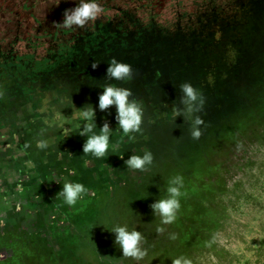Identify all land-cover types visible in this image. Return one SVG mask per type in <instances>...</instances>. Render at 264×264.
I'll list each match as a JSON object with an SVG mask.
<instances>
[{
    "label": "water",
    "instance_id": "water-1",
    "mask_svg": "<svg viewBox=\"0 0 264 264\" xmlns=\"http://www.w3.org/2000/svg\"><path fill=\"white\" fill-rule=\"evenodd\" d=\"M153 4L131 20L141 4H130L96 32L85 30L46 67L0 79V264H172L181 256L235 264L263 223L264 0ZM113 57L131 65L133 80L106 79ZM185 82L206 100L199 140L172 112L183 107ZM107 84L142 102V131L132 142L118 130L116 107L99 109ZM73 105L95 109L97 133L109 123L104 158L84 156L87 137L79 129L65 137L63 115L70 117ZM40 140L48 146L38 148ZM145 151L153 164L133 173L125 161ZM176 175L186 195L177 220L159 235L150 205L167 197ZM65 183L88 189L75 207L57 198ZM116 226L141 232L143 260L122 259Z\"/></svg>",
    "mask_w": 264,
    "mask_h": 264
},
{
    "label": "clouds",
    "instance_id": "clouds-1",
    "mask_svg": "<svg viewBox=\"0 0 264 264\" xmlns=\"http://www.w3.org/2000/svg\"><path fill=\"white\" fill-rule=\"evenodd\" d=\"M102 9L95 0H80L78 6L72 9H67L63 13L64 20L62 23L54 24L60 28H72L73 26L80 29L85 28L89 22L95 21L101 14ZM106 73L107 80L115 81H131L134 78V73L131 65L118 61L112 58L108 62ZM95 69L98 66L93 64ZM159 75V74H158ZM181 93L180 105L183 107L174 106L172 109L174 117H183L184 120L190 123L189 135L193 140H199L202 131L200 126L204 123L198 113L202 112L206 103L205 97L195 89L191 83L185 82L179 86ZM133 93L130 89L123 87H116L113 84H107L103 87V93L99 96L100 111H107L112 106L117 109L116 120L118 122V130L123 137H128L129 142L136 139L134 133H141L144 110L142 102L136 99H130ZM73 112L70 117L63 115L65 137L71 135L73 128L79 129V135L87 137L83 145L84 156L91 155L95 158H104L110 147V136L112 130L109 123L105 122L103 127L99 129V133L95 131L97 125L95 123L96 112L91 105H85L83 108L76 109L73 105ZM76 121H83V123H76ZM70 125L71 130L65 127ZM83 128V130H81ZM119 143L112 145V150L116 151ZM47 142L40 140L37 142V147L46 148ZM63 152H61V155ZM123 159V157H121ZM154 156L151 151H145L144 154L132 155L125 161L126 167L133 173H145L149 171L153 164ZM87 161L85 164L87 165ZM184 187V178L181 175H176L168 181L167 197L157 200L150 205L154 216L160 220V225L157 226L156 232L163 235L166 231L164 226L171 225L177 220V213L181 208L180 198L186 193L181 189ZM88 194V189L81 183H65L63 189L57 194V198H63V202L75 207L77 202ZM5 219L0 217V228L5 227ZM115 234V245L119 246L123 254L122 259H132L137 262L143 260L147 255V249L142 247L144 237L140 231H129L127 227L116 226L112 229ZM169 239L175 240L177 236L175 233L169 234ZM213 238V241L214 242ZM211 242L209 243L210 246ZM172 264H193V261L187 257L181 256L172 260Z\"/></svg>",
    "mask_w": 264,
    "mask_h": 264
},
{
    "label": "flooded vegetation",
    "instance_id": "flooded-vegetation-1",
    "mask_svg": "<svg viewBox=\"0 0 264 264\" xmlns=\"http://www.w3.org/2000/svg\"><path fill=\"white\" fill-rule=\"evenodd\" d=\"M0 0V79L26 68H44L57 56L70 51L85 30L103 27V20L119 15L130 4H141L138 10L155 7V0H95L102 9L95 21L80 29L58 28L63 13L78 6L80 0ZM146 2V3H145Z\"/></svg>",
    "mask_w": 264,
    "mask_h": 264
},
{
    "label": "rangeland",
    "instance_id": "rangeland-1",
    "mask_svg": "<svg viewBox=\"0 0 264 264\" xmlns=\"http://www.w3.org/2000/svg\"><path fill=\"white\" fill-rule=\"evenodd\" d=\"M133 4L135 3H132L131 5ZM139 12L138 8H132L129 19H134ZM239 258V264L242 261H245L246 264L264 263V221Z\"/></svg>",
    "mask_w": 264,
    "mask_h": 264
},
{
    "label": "crops",
    "instance_id": "crops-1",
    "mask_svg": "<svg viewBox=\"0 0 264 264\" xmlns=\"http://www.w3.org/2000/svg\"><path fill=\"white\" fill-rule=\"evenodd\" d=\"M252 239H253V238H252ZM252 239H251V240H252ZM240 256H241V255H240ZM239 259H240V258H238V259L236 260L235 264H239V263H238V261H240ZM240 264H246V262H245V261H242V262H240ZM249 264H250V263H249ZM258 264H264V263H258Z\"/></svg>",
    "mask_w": 264,
    "mask_h": 264
}]
</instances>
